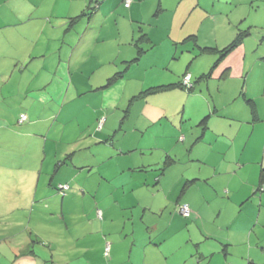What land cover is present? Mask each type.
<instances>
[{"label":"crops","instance_id":"obj_1","mask_svg":"<svg viewBox=\"0 0 264 264\" xmlns=\"http://www.w3.org/2000/svg\"><path fill=\"white\" fill-rule=\"evenodd\" d=\"M26 1V7L24 4L12 9L18 22H4L3 28L14 29L26 23L18 19H34L40 16L36 10L42 11L44 15L41 17L47 21L44 28L52 32L54 46H61V50L65 47L66 51L59 55L61 62L54 65L55 69L48 66V54L40 56L36 53V57L29 59L25 66L16 63L20 65L18 70L12 69L10 74L7 70L0 71L3 83L1 104L17 98L16 93L8 90L15 74L26 88L42 76L38 69L43 70L46 78L52 79L37 89L32 97L27 96L30 93L24 89L25 95L21 99L25 103L31 99L33 106L28 109L26 104L20 106L19 102L14 120L3 115L4 105L1 106L0 132L4 131V136H0V146L5 148L7 142L12 146L28 144L35 154L37 149L31 142L36 143L40 141L37 137H42L45 144L47 133L55 126L52 125L53 120L57 119L58 123L65 121V117L60 118L62 109L54 112V95H51L54 89L59 88L63 94L73 87L78 97L91 95L90 98L97 100L104 95L105 90L101 89L106 83L79 92L78 88L91 80L88 78L91 74L83 71L70 74L64 66L72 62L95 67L110 65V69L103 70V76L114 77L123 72L116 82L128 78L143 79V85L148 86L142 87V95L134 93L132 100L142 96L151 99L149 105L140 111L133 128L137 139H119V131L127 134L123 126L118 124L120 127L117 125L111 130L104 120V125L98 129L101 132L98 134L97 131L95 136V143L87 147L89 152L98 150V146L106 149L96 163L98 187L104 182L116 191H122L123 195L116 199L120 202H114L113 207L125 214L120 215L125 220L124 227L130 226L131 229L132 241L126 247V261L133 264H141V260L142 264L148 261L152 264H264V185L261 184L264 105L258 104L259 99H264V89L261 79L258 86L252 85L256 81L252 79L250 68L253 61L264 64V0H132L129 9L124 6V0H97L101 3L95 13L90 10L94 0ZM88 10L91 16L84 17L68 30L69 19ZM105 31L106 35L101 38ZM238 34L244 36L241 44L218 63L207 79L197 83L195 91L189 92L181 87L152 91L155 87L179 84L185 75H191L192 81L196 82L209 74L218 60V52L228 47ZM141 35H146L147 41L142 39L136 43ZM98 47L110 50L99 56ZM204 48L207 50L201 53L200 49ZM138 54V61L131 63ZM211 55L213 58L207 57ZM201 57L206 59L198 63ZM214 58L217 60L208 73L203 70L202 74H197V66L207 65ZM96 71L97 68L92 72ZM48 86L52 91L45 90ZM211 87L219 89L224 101L214 99ZM149 89L151 91L147 92ZM40 93L44 96H38ZM58 96L62 98L61 94ZM132 100L130 102L133 103L135 100ZM183 102L193 107L198 103L200 108L196 122L191 121V125H188L186 108L181 107ZM39 106L45 109L40 111ZM23 113L28 116V121L18 124V133L11 127ZM20 130L27 133L29 140L11 141L15 136L23 135ZM44 144L40 158L35 155L21 160L23 169L27 168L32 179L23 187L24 191L39 189L48 159V149ZM3 155L0 153V173L18 169L16 163L9 164ZM56 155L58 160L53 162V173L66 170L72 174V179L78 173L97 174L91 159L85 157L77 164L78 156L72 157L67 165L56 171V164L65 159L59 158L64 156L63 153ZM112 163L114 167H111ZM157 169L160 171L158 174ZM54 176L50 185L55 181ZM59 184L71 186L62 180ZM147 187L159 191L160 202L153 212L156 211L160 221L166 219L165 227L147 219L148 224H145L146 215L153 213L150 205L121 203L123 197ZM63 204L64 199L61 200L62 210ZM182 206L192 210L188 219L179 214ZM101 209H98V222L100 219L101 224L106 225V210L107 214L113 212L110 208ZM142 224L146 231L137 239V229ZM182 233L186 234L179 240L177 237ZM166 247L171 251L163 252ZM110 249V258L114 260V247Z\"/></svg>","mask_w":264,"mask_h":264},{"label":"rangeland","instance_id":"obj_2","mask_svg":"<svg viewBox=\"0 0 264 264\" xmlns=\"http://www.w3.org/2000/svg\"><path fill=\"white\" fill-rule=\"evenodd\" d=\"M27 3L26 0H17L15 2L12 0H0V71L6 72L7 70L9 74L12 72V69L13 71L15 68L18 70L20 65H16V63H23V67L29 59L36 57V53L40 56L44 55L42 53L48 54L50 57L48 66L50 69H55V66H58V63L61 62L59 55L66 51L65 47L61 50V46L56 44L54 46L52 32H50V29L44 28L47 21L41 17L44 15L42 11L36 10L40 16L33 17L34 19H26V21L25 19H18L26 23L17 27L15 26L16 28L13 27L14 29L3 28L7 22L8 24L13 20L18 22L14 10L20 5L24 6L25 4L26 7ZM29 22L31 23L30 26L27 25ZM151 31L152 35H155V32ZM255 32L256 29L253 30V33ZM105 35L106 31L101 38ZM5 38L8 41H4ZM141 38L142 35L136 39V43L141 42ZM109 50L98 47V55H102L104 51L107 53ZM89 52L90 50L88 51V55ZM207 57L213 58L212 55ZM204 59L206 57H201L198 63H201ZM216 60L214 58L207 65L197 66V74H202L201 71L203 70H207L206 73H208ZM39 64L38 68L41 67ZM65 67L72 75L81 71L91 74L88 75V78H91V80L85 81L82 87L78 88L79 92L96 88V86L100 87L105 83L109 84L103 89L105 90L104 95L98 97V100L90 98L91 95L78 97V92L73 87L67 93L64 92L62 94L59 88L52 91L51 86H48L45 90L47 92L52 91L51 95H54V99H47H52L54 112L63 110L60 118L63 119L65 117V121L63 120V123H58L57 119L53 120L52 125L55 126L48 133L46 132L48 140L45 144L42 137H37L40 141L36 143L35 141L31 142L35 144L37 149L35 154L31 152L33 149L28 144L26 146H12L11 142H7L8 145H5V148L0 146V153H4L2 157H6L9 164L16 163L19 170L24 168V163L21 160L35 155L39 158L41 157L40 151L43 148V144L48 149V159L43 167V175L38 191H35V189L31 192L29 190L24 191L28 181H30L29 184L32 182L31 177L28 176L29 171L27 168L22 171L14 168L10 172L0 173V175H3V177H0V264H133L126 261V247L132 241L130 226L124 227L125 220L120 216L123 212L121 213L118 208L113 207L114 202H120L116 199L123 195L122 191H116L112 188L113 186L106 185L104 182L101 187H98L99 172L98 168H96V163L106 153V149L98 146V150L89 152L87 147L95 143V136L100 125H104V120L106 121L105 125L110 127L111 130H114L118 124L123 126L127 134L119 131V139H125L126 141L128 139L133 141L132 138L137 139L133 128H135L140 111L146 105H149L151 98L147 99L148 96H142L136 100H132L134 93L140 95L143 92L141 91L144 86L143 79L128 78L111 83L113 75L104 78L102 72L103 70L107 71L110 69V65L98 67L93 65L84 66L77 61L76 63L72 62L64 66V69ZM95 68L98 71L93 73L92 71ZM250 68L252 79L256 81L252 85L258 86V82L261 79L262 89H264V64H257L253 61ZM38 73L42 76L40 79L32 81L29 86L31 92L28 87L26 88L24 82L21 83L17 74L12 77V80L10 79L11 82L8 90L16 93L17 98L5 104H1L0 98V108L4 105L2 107L4 116L10 118V120H14V112L18 108L19 102L20 106L26 104L28 109L32 108L31 99L27 103L21 99L25 95L24 89L30 93L27 96L32 97L35 95L37 89H41L42 86L52 81L51 78H46L43 70L38 69ZM56 84H59V82ZM211 85L214 86V81L211 82ZM2 86L3 83L0 76V92ZM20 87L23 88L20 90ZM211 88L214 99L216 101L220 100L219 102L224 101L220 95L221 93H218L219 89L217 87ZM42 93L38 94V96L43 97ZM58 94H61L62 98ZM131 100L135 101L132 103L130 102ZM258 101V104L264 105V99H259ZM113 105L114 107L111 108ZM181 107H185L187 110L188 125L192 124L191 121L196 122L197 118L195 119V117L199 114L197 111L200 109L198 103L193 107L192 104L183 102ZM233 107H236V105ZM39 108L40 111L45 109L43 106H39ZM120 125L118 126L120 127ZM18 128V121H16L11 129L19 133ZM21 132L23 133L21 135L22 139L19 136L18 138L15 136L12 139L11 136V141L15 139L23 140V142L28 141L29 139L27 140L26 138L27 133ZM100 132L98 131V134ZM3 133L4 131L0 132V136H4ZM32 136L35 137V135ZM7 138L9 140L8 136ZM57 153L64 154L63 157H59H65V159H60L61 161H69L72 157L78 156L79 162L77 161V164H80L85 157H88L92 160L91 163L95 166L97 174L89 176V174L78 173L76 178L72 179V174L66 170L60 173L51 172L53 162L58 160ZM111 167H114L113 163ZM159 172L157 169L156 174ZM53 174H55V181L53 185H50ZM108 175L110 176V174ZM59 180L71 184V190L65 198H61L57 194L56 185ZM123 198L121 201L122 205L128 202L137 205L145 203L153 207L152 212L157 210L158 203L160 202L159 191L152 187H147L140 191L137 190L133 195L128 194V196ZM62 199H64V210L61 209ZM44 200L46 205L43 203ZM98 204L105 210L110 208L113 212L107 214L106 210V216L104 217L107 220L106 225L101 224L102 221L100 219L98 222V209H101L100 206L98 207ZM155 212L146 215L144 219L145 224H148L147 219L151 223L165 227L164 222L166 219L160 221L159 215H155ZM145 231L146 227L142 224V226L138 227L137 237H135L139 239ZM185 234L182 233L177 238L181 240ZM107 245L114 247V260L110 258L111 252L110 254L108 253L109 256L104 254ZM162 251L168 253L171 251V248L166 247ZM138 263L140 264V262ZM147 264L152 263L148 261Z\"/></svg>","mask_w":264,"mask_h":264},{"label":"trees","instance_id":"obj_3","mask_svg":"<svg viewBox=\"0 0 264 264\" xmlns=\"http://www.w3.org/2000/svg\"><path fill=\"white\" fill-rule=\"evenodd\" d=\"M101 2L100 1H97V0H94L93 1V3H92V8L90 9L91 10V12L92 13H95V11L97 10V9H99V4H100ZM124 6H125V3H124ZM131 6V5H130ZM130 6L129 7H126L127 9H129L130 8ZM88 9H89V7H88ZM90 10H88V11H85L84 13H82V15H80V16H77V17H75V18H71V19H69V21H68V30H70V29H72L76 24H78L84 17H86V16H91V12H90ZM147 36L146 35H143L142 36V38L141 39H145L146 41H147ZM243 38H244V36L242 35V34H238V36H237V38L228 46V47H226V48H224V49H222V50H220L219 52H218V60L216 61V63L214 64V66L212 67V70H211V72L209 73V74H207V75H205V76H201L200 78H198L197 79V81L195 82V81H192V78H191V86H187V85H185L184 84V78L182 79V82L181 83H179V84H173V85H168V86H162V87H155V88H153L152 89V91L153 90H156V91H161V90H165V89H168V88H179V87H181V88H183V89H186L187 91H189V92H192L193 90L195 91L196 90V86H197V83L198 82H200L202 79H204V78H208L211 74H212V72H213V70L216 68V66L218 65V63L220 62V61H223L224 59H226L240 44H241V41L243 40ZM185 41H187V39L185 40ZM184 41V42H185ZM186 43V42H185ZM201 51V53L202 52H204L205 50H207V48H204V49H200ZM139 54H140V52H139ZM139 54L136 56V58L131 62V63H136V61H138V58H139ZM176 59H177V57H175ZM123 73V72H122ZM122 73H119L118 75H116V76H114L113 78H111V83L112 82H116L117 81V79L120 77V76H122ZM186 76V75H185ZM108 84L109 83H107V84H105V87L104 88H102V90L103 89H105L107 86H108ZM151 91V89H149L147 92H150ZM146 92V93H147ZM143 94V93H142ZM141 94V95H142ZM145 94V93H144ZM24 118V119H23ZM23 121H25V122H27L28 121V116L26 115V114H20L19 115V117H18V124L19 125H23L25 122H23ZM68 163H67V161H59L57 164H56V171H59V169L61 168V167H63V166H65V165H67ZM261 184L262 185H264V168H263V170H262V176H261ZM70 189H71V187H70V185H67V184H59V185H57V191H58V194H59V196L61 197V198H65V196H67V194H68V192L70 191ZM261 189H263V188H261ZM263 191V190H262ZM190 208V207H189ZM190 211H191V213H190V215L188 216V217H184L183 215H181L180 213V216L181 217H183V218H185V219H188L189 217H191V215H192V210L190 209ZM263 250H264V247L262 248V252H263ZM263 254H264V252H263Z\"/></svg>","mask_w":264,"mask_h":264},{"label":"built area","instance_id":"obj_4","mask_svg":"<svg viewBox=\"0 0 264 264\" xmlns=\"http://www.w3.org/2000/svg\"><path fill=\"white\" fill-rule=\"evenodd\" d=\"M125 6L129 7L132 3V0H124ZM184 84L187 86H191V75H186V77H184ZM24 119V118H23ZM179 213L181 215H183L184 217H188L191 213L190 208L188 206H182L179 208ZM109 251H110V247L108 246L106 249V256H109ZM264 252V250H263Z\"/></svg>","mask_w":264,"mask_h":264}]
</instances>
